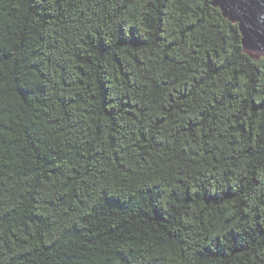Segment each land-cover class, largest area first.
<instances>
[{
    "label": "trees",
    "instance_id": "16d2710c",
    "mask_svg": "<svg viewBox=\"0 0 264 264\" xmlns=\"http://www.w3.org/2000/svg\"><path fill=\"white\" fill-rule=\"evenodd\" d=\"M212 0H0V264H264V57Z\"/></svg>",
    "mask_w": 264,
    "mask_h": 264
},
{
    "label": "water",
    "instance_id": "95a60500",
    "mask_svg": "<svg viewBox=\"0 0 264 264\" xmlns=\"http://www.w3.org/2000/svg\"><path fill=\"white\" fill-rule=\"evenodd\" d=\"M225 18L239 25L246 53L264 57V0H212Z\"/></svg>",
    "mask_w": 264,
    "mask_h": 264
}]
</instances>
